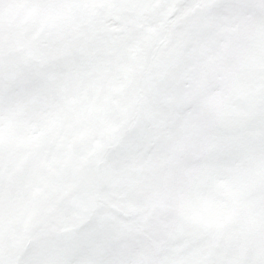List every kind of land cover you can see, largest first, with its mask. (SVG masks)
<instances>
[{"label": "snow or ice", "instance_id": "6c2138e0", "mask_svg": "<svg viewBox=\"0 0 264 264\" xmlns=\"http://www.w3.org/2000/svg\"><path fill=\"white\" fill-rule=\"evenodd\" d=\"M0 264H264V0H0Z\"/></svg>", "mask_w": 264, "mask_h": 264}]
</instances>
